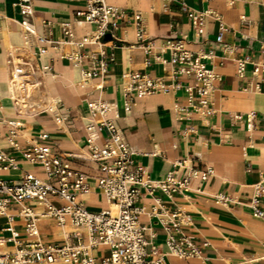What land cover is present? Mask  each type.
I'll use <instances>...</instances> for the list:
<instances>
[{"label":"crops","instance_id":"1","mask_svg":"<svg viewBox=\"0 0 264 264\" xmlns=\"http://www.w3.org/2000/svg\"><path fill=\"white\" fill-rule=\"evenodd\" d=\"M104 1L128 15L118 21L116 40L103 38L105 50L113 53L107 73L102 78L90 79L82 86L79 82L81 72L90 62L86 58L73 62L67 55L87 51L89 45L79 48L72 42H63L61 24L69 22L74 40L88 35L93 25L78 22L82 17L76 15L85 10L86 1L31 0V21L37 31L50 40L46 43V51L38 56L35 53L37 42L33 37L30 38V46L25 47L24 37L18 40L13 34L16 31L22 35L18 0H0V70L7 68L9 80L8 54L15 49L21 58L28 57L39 82L32 98L39 108L36 112H22L10 97H0V120L3 119L0 124V153L12 157L16 164L15 167L0 169V180L17 182L30 172L44 178L39 164L23 159L22 152L32 144L48 146L71 168L86 173L91 192L88 190L77 195L86 209L99 212L107 208V200L95 187L97 164L89 160L91 149L86 142L83 125L89 117L88 100L110 101L118 112L115 118L118 128L126 143L136 150L135 162L143 166L151 178L162 177L179 159H192L199 168L209 166L212 169V174L205 180L192 178L188 190L182 194L167 197L157 191L153 196L143 195L140 199L145 211L138 220L147 226L146 233L151 242L161 251L166 250L165 231L148 214L151 207L156 206L155 197L169 211L179 209L189 217L190 225L183 231L192 237L199 253L185 259L168 256L167 262L264 264V216H255L251 208L253 185L262 182L264 186V70L254 71V67L264 65V0ZM207 10H211L212 15L205 17L203 32L197 35L188 14ZM133 12L141 14L144 35L153 46L148 55L136 42L131 20ZM220 32L223 41L234 47L229 54L215 41ZM180 36H184L186 46L191 50L212 52L206 63L218 78L214 81L213 91L206 97L205 106L194 109L193 105L198 106L197 95L195 99L188 100L183 89H168L141 97L132 94L130 110L124 113L122 103L126 97L122 84L130 72H145L168 86L174 82L168 63L151 60L146 64L145 58L160 53L162 59L168 60L169 51L161 50L163 43L168 38ZM236 58L247 60L242 75L237 73ZM177 81L180 84L193 82L191 77L183 75L177 77ZM100 82L102 88L96 89ZM53 97L59 99L53 103ZM9 102L13 104L12 111L8 109ZM52 104L56 111H43V107L52 108ZM247 113L253 114L250 130L246 128L245 117L234 119L236 114L245 116ZM56 116H65L66 119L58 122ZM10 122L17 124V146L9 142ZM40 135H45V138H40ZM104 136V132H100L94 142L96 146L103 145ZM4 164L6 162H0V165ZM218 194L227 199H217ZM25 204L33 210L41 209L33 201ZM19 207L12 204L8 208V214L13 216L11 221L0 215V236L5 238L0 251H11L16 240L27 238L24 220L17 216ZM257 207L264 213V194L258 199ZM67 223L70 224L68 218L63 225ZM46 225L50 226V233L46 232ZM63 225L51 217L39 219L40 238L47 243L64 242L66 232H61ZM107 253L101 247L92 250L97 261Z\"/></svg>","mask_w":264,"mask_h":264},{"label":"built area","instance_id":"2","mask_svg":"<svg viewBox=\"0 0 264 264\" xmlns=\"http://www.w3.org/2000/svg\"><path fill=\"white\" fill-rule=\"evenodd\" d=\"M85 1V10L77 12L76 15L82 17V21L78 22L93 25L88 35L74 40L69 22L61 24L63 42H72L79 48L89 45L87 51L67 55L73 62H79L82 58L90 62L81 72L82 86L90 79L102 78L107 73L113 53L105 50L106 42L103 38L109 35L110 39L116 40L118 21L128 15L121 9L107 5L104 0ZM18 8L24 46H30V38L33 37L37 42L35 53L40 56L46 51V43L50 40L44 33H39L31 21V0H18ZM209 15H212L211 10L188 14L195 34H202L204 19ZM131 20L135 27L136 42L144 49L146 55L150 54L153 46L144 35L141 14L133 12ZM220 29H223L222 24ZM215 41L221 44L225 53L233 51L234 47L223 41L221 32L216 35ZM164 49L169 51L168 60L162 59L160 53H156L152 58L147 56L145 63L149 64L151 60L168 63L174 82L168 86L145 72H130L122 84L126 97L122 103L124 113L130 110L132 94L141 97L168 89H183L188 100L195 99L197 95L198 106L193 105L194 109L205 106L206 97L213 91L214 81L218 78L213 68L206 63V60L212 57V52L191 50L186 46L184 36L166 39L161 50ZM15 51H9L7 60L10 65L9 85L12 86L10 99L20 111L33 113L39 109L32 99L39 82L28 57L21 58ZM235 61L237 73L242 75L247 60L236 58ZM263 70L264 65L260 68L254 67V71ZM182 75L191 77L193 82L180 84L177 77ZM95 88L101 89V82ZM86 105L89 117L83 128L86 132V142L91 149L89 160L97 164L95 187L113 208L108 206L99 212L87 210L77 198L78 194L89 189L86 173L71 168L64 158L53 153L48 146L32 144L22 152V157L26 161L39 164L45 177L39 178L30 172L24 174L17 182L0 180V215L7 216L11 221L13 216L8 214V208L12 204H18L20 207L17 216L24 220V231L27 235L26 239L15 241L13 250L0 251V264H53L57 261L71 264H169L166 260L168 256L185 259L197 255L199 251L192 237L183 231L184 227L190 225L188 215L179 209L169 211L160 203L158 197H155L156 206L151 207L148 214L155 218L165 231L166 250L161 251L155 246L146 233L147 226L138 220V216L145 211L140 199L143 195L153 196L157 191L167 197L182 194L188 190L192 178L205 180L212 174V169L209 166L201 169L192 159H179L162 177L151 178L144 167L135 162L133 156L136 150L126 143L115 122L118 115L115 104L96 99L88 100ZM43 108L52 111L48 106ZM243 117L247 130H250L253 114H236L234 119L240 120ZM65 119V116L55 118L58 122ZM9 124V142L12 146H17V124ZM100 132L105 134L104 143L102 146H96L94 142L99 138ZM39 137L45 138V135ZM0 162H6L0 165V169L16 166L13 158L3 152L0 153ZM263 194L262 182L254 184L251 208L255 216H264L263 211L257 207L258 199ZM217 199L225 201L227 198L218 194ZM27 201L36 202L41 209L33 210L25 204ZM41 216L54 218L59 225H63L68 218L73 230L66 232L62 243L44 242L37 227ZM4 241L5 238L0 236V244ZM98 247L108 252L99 261L92 254V250Z\"/></svg>","mask_w":264,"mask_h":264},{"label":"bare ground","instance_id":"3","mask_svg":"<svg viewBox=\"0 0 264 264\" xmlns=\"http://www.w3.org/2000/svg\"><path fill=\"white\" fill-rule=\"evenodd\" d=\"M219 27V26H218ZM13 34L15 35V38H18V40H20L21 38H22V36H23V34L20 36L19 34H18V32H13ZM17 46V45H16ZM4 48V47H3ZM7 48V47H6ZM6 48H4V49H6ZM30 48V47H29ZM40 58V57H39ZM38 58V59H39ZM41 63V62H40ZM7 67V66H6ZM7 68H2L1 70H0V97H3V99H6V98H9L10 97V90L12 91V86H10L9 85V80H8V76H7V70H6ZM45 70V69H44ZM50 74V73H49ZM52 74V73H51ZM49 79V78H48ZM77 81H74V83H76ZM80 82V81H79ZM45 88V87H44ZM47 95H48V93H47ZM51 97V96H50ZM59 98L58 97H53V99H52V102L54 103L55 101H57ZM61 99V98H60ZM13 106V104H12V102H9V104H8V109H9V111H12V107ZM52 109H54V105L52 104ZM74 108V107H73ZM13 109H14V107H13ZM44 109V108H43ZM55 110V109H54ZM43 111H45V110H43ZM56 111V110H55ZM75 112V111H74ZM12 113V112H11ZM18 113V112H17ZM54 113V112H53ZM7 114V113H6ZM24 116V115H23ZM87 118H85V120H86ZM3 120V119H2ZM2 120H0V124L3 122ZM6 140V139H5ZM7 142V141H6ZM3 150V149H2ZM5 150V149H4ZM190 158V157H189ZM16 173V172H15ZM89 190V189H88ZM87 190V191H88ZM86 191V192H87ZM89 192H91V189L89 190ZM85 193V192H84ZM83 196V195H82ZM85 196V195H84ZM90 196V195H89ZM107 202V201H106ZM107 205L110 207V208H113V206L112 205H110V204H108L107 203ZM234 205V204H233ZM42 218H46L45 216H41L40 217V219H42ZM68 228V229H70V228H73V226L72 225H70L69 223H67L65 226L63 225V227L62 228ZM62 233H64L63 231H61ZM65 232H67V231H65ZM66 235V233H64V236ZM209 262V261H208ZM59 264H62L61 263V261L60 262H58ZM58 263H54V264H58ZM207 263V262H206Z\"/></svg>","mask_w":264,"mask_h":264},{"label":"rangeland","instance_id":"4","mask_svg":"<svg viewBox=\"0 0 264 264\" xmlns=\"http://www.w3.org/2000/svg\"><path fill=\"white\" fill-rule=\"evenodd\" d=\"M13 32H15V31H13ZM72 229L73 228L68 229L67 227L66 228L64 227V228L61 229V231L65 232V231H69V230H72ZM45 230H46V232L50 233L51 232L50 226L49 225H46L45 226Z\"/></svg>","mask_w":264,"mask_h":264},{"label":"water","instance_id":"5","mask_svg":"<svg viewBox=\"0 0 264 264\" xmlns=\"http://www.w3.org/2000/svg\"><path fill=\"white\" fill-rule=\"evenodd\" d=\"M108 37H109V35H106V36H105V39H108Z\"/></svg>","mask_w":264,"mask_h":264}]
</instances>
